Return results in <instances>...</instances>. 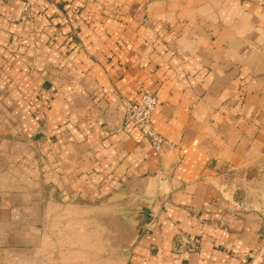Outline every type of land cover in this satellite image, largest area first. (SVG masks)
Returning a JSON list of instances; mask_svg holds the SVG:
<instances>
[{"label": "crops", "instance_id": "obj_1", "mask_svg": "<svg viewBox=\"0 0 264 264\" xmlns=\"http://www.w3.org/2000/svg\"><path fill=\"white\" fill-rule=\"evenodd\" d=\"M144 93L162 155L128 122ZM260 162L264 0H0V249L42 246L47 200L107 201L123 264H264L227 187Z\"/></svg>", "mask_w": 264, "mask_h": 264}, {"label": "rangeland", "instance_id": "obj_2", "mask_svg": "<svg viewBox=\"0 0 264 264\" xmlns=\"http://www.w3.org/2000/svg\"><path fill=\"white\" fill-rule=\"evenodd\" d=\"M227 182L236 203L264 212V162L232 171ZM101 203L47 200L42 246L0 249V264H123L130 218Z\"/></svg>", "mask_w": 264, "mask_h": 264}, {"label": "built area", "instance_id": "obj_3", "mask_svg": "<svg viewBox=\"0 0 264 264\" xmlns=\"http://www.w3.org/2000/svg\"><path fill=\"white\" fill-rule=\"evenodd\" d=\"M158 101L151 94H141L138 99L128 105V122L140 135L148 141L157 155H162L174 149V144L160 136L152 123V116L157 108Z\"/></svg>", "mask_w": 264, "mask_h": 264}, {"label": "water", "instance_id": "obj_4", "mask_svg": "<svg viewBox=\"0 0 264 264\" xmlns=\"http://www.w3.org/2000/svg\"><path fill=\"white\" fill-rule=\"evenodd\" d=\"M140 217L143 219V224L147 223L148 221V213L146 211L139 213Z\"/></svg>", "mask_w": 264, "mask_h": 264}]
</instances>
